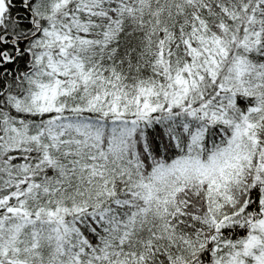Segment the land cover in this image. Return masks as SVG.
I'll return each instance as SVG.
<instances>
[{
	"label": "snow or ice",
	"instance_id": "snow-or-ice-1",
	"mask_svg": "<svg viewBox=\"0 0 264 264\" xmlns=\"http://www.w3.org/2000/svg\"><path fill=\"white\" fill-rule=\"evenodd\" d=\"M0 264H264V0H0Z\"/></svg>",
	"mask_w": 264,
	"mask_h": 264
}]
</instances>
